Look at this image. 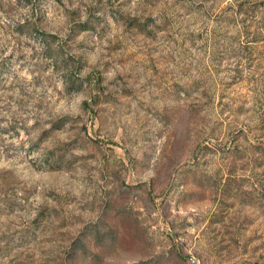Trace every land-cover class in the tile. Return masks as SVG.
<instances>
[{"label": "rangeland", "instance_id": "rangeland-1", "mask_svg": "<svg viewBox=\"0 0 264 264\" xmlns=\"http://www.w3.org/2000/svg\"><path fill=\"white\" fill-rule=\"evenodd\" d=\"M0 264H264V0H0Z\"/></svg>", "mask_w": 264, "mask_h": 264}]
</instances>
